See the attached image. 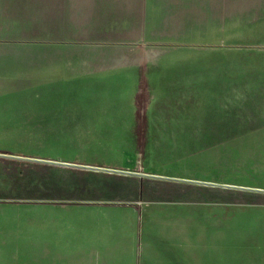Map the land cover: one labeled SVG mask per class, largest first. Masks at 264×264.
Wrapping results in <instances>:
<instances>
[{"label": "rangeland", "instance_id": "obj_1", "mask_svg": "<svg viewBox=\"0 0 264 264\" xmlns=\"http://www.w3.org/2000/svg\"><path fill=\"white\" fill-rule=\"evenodd\" d=\"M204 32L198 30V39ZM213 38L227 42L71 44L70 64L77 67L70 69L68 118L0 123V151L76 163L128 162L161 175L264 188V0H230L229 24ZM117 51L115 59H97ZM107 62L138 64L131 75ZM123 87L134 88L128 108L102 107ZM93 174L0 160V205L77 199L93 187L121 183ZM196 187L174 194L196 197L199 209L227 210L229 264H264V194ZM31 224L36 221L0 215V236L9 240L0 243V261L29 263L32 251L34 261L46 259L41 251L48 241L37 231L30 240ZM40 252L44 259L37 260Z\"/></svg>", "mask_w": 264, "mask_h": 264}, {"label": "crops", "instance_id": "obj_2", "mask_svg": "<svg viewBox=\"0 0 264 264\" xmlns=\"http://www.w3.org/2000/svg\"><path fill=\"white\" fill-rule=\"evenodd\" d=\"M229 12L230 0H0V123H38V116L49 118L46 122L68 118L70 69L77 67L70 64L71 44L227 42L214 39L213 33L227 28ZM199 29L206 30L205 39H198L203 36ZM118 53H100L97 59L108 61ZM135 64L108 63L111 70L131 75ZM133 91L118 89L102 107L128 108ZM77 164L161 175L128 162ZM77 170L99 179L119 178L121 183L115 181L112 189L89 185L92 194L77 199L0 205V215L36 221L30 240L37 231L48 241L41 251L45 260H40V252V261H34L32 251L31 261L21 264H229L227 210L199 209L196 197L174 194L204 185ZM7 241L0 236V243Z\"/></svg>", "mask_w": 264, "mask_h": 264}, {"label": "water", "instance_id": "obj_3", "mask_svg": "<svg viewBox=\"0 0 264 264\" xmlns=\"http://www.w3.org/2000/svg\"><path fill=\"white\" fill-rule=\"evenodd\" d=\"M0 158L8 159V160L30 162V163H36V164H43V165L62 166V167H69V168H76V169H85V170H92V171H101V172H106V173H114V174H120V175H132V176H138V177H144V178L184 182V183L198 184V185L211 186V187H221L224 189L264 194V188H258V187H248V186L234 185V184H227V183L201 181V180H196V179L170 177V176H163V175L150 174V173L137 172V171L120 170V169H112L108 167H99V166H92V165L69 163V162H63V161L47 159V158L29 157V156L13 155V154H6V153H0Z\"/></svg>", "mask_w": 264, "mask_h": 264}]
</instances>
